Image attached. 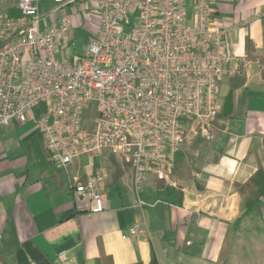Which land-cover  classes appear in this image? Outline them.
Segmentation results:
<instances>
[{
  "label": "built area",
  "instance_id": "obj_1",
  "mask_svg": "<svg viewBox=\"0 0 264 264\" xmlns=\"http://www.w3.org/2000/svg\"><path fill=\"white\" fill-rule=\"evenodd\" d=\"M45 1L57 3L49 16L78 1L96 8L97 29L73 59L63 56L74 45L72 21L61 16L48 25ZM211 6L212 0H18V16L0 13V128L32 119L49 161L65 172L88 159L93 171L84 181L73 177V188L91 213L105 209L107 195V171L95 158L109 150L127 164L137 220L124 238H135L142 223L144 182L170 181L185 131L214 138L218 83L234 74L236 56L234 28Z\"/></svg>",
  "mask_w": 264,
  "mask_h": 264
},
{
  "label": "crops",
  "instance_id": "obj_2",
  "mask_svg": "<svg viewBox=\"0 0 264 264\" xmlns=\"http://www.w3.org/2000/svg\"><path fill=\"white\" fill-rule=\"evenodd\" d=\"M17 2L0 0V13L18 16ZM211 7L233 26L236 56L234 74L218 83L214 138L187 129L170 181L150 176L144 182L137 236L123 237L137 220L127 164H112L117 157L109 150L95 158L107 171V195L105 209L91 213L73 188V177L84 181L93 171L90 161L76 160L65 172L49 161L35 127L11 122L0 128V264H150L152 254L158 264H264V197L259 214L247 213L236 187L264 178V0H212ZM63 15L57 12L47 24ZM66 17L74 28L76 17ZM97 25L98 18L93 35ZM63 56L74 57L65 49ZM233 120L241 121L240 132ZM33 134L44 159L5 153V144Z\"/></svg>",
  "mask_w": 264,
  "mask_h": 264
},
{
  "label": "rangeland",
  "instance_id": "obj_3",
  "mask_svg": "<svg viewBox=\"0 0 264 264\" xmlns=\"http://www.w3.org/2000/svg\"><path fill=\"white\" fill-rule=\"evenodd\" d=\"M57 3L53 1H47L46 6L41 8L42 14L45 15L46 22L49 24L52 20V16L47 15L46 8L49 6H54ZM45 8V9H44ZM59 11H61L65 15L63 16H69L72 15L76 17L77 24L73 28V35L72 39L70 41L74 43L73 46L69 45L67 49V53L69 52V55H75L76 53L80 54L83 51V48L88 44V42L91 40L93 36V30L96 26L97 22V12L96 8L93 3L89 1H78L72 5L66 6L64 8H61ZM89 17V18H88ZM65 55V54H64ZM91 116V113H89ZM89 114H87V118L89 119ZM21 125L24 127H34V122L32 119H28L27 121L23 122ZM6 145V146H5ZM4 145L5 153L10 150L13 155L20 156V155H26L27 157L31 156L33 160H36L37 158L44 159L45 154L41 147L39 138L37 134H33L30 140L25 141L24 139L17 138L11 143L8 142ZM9 148V149H8ZM10 153V152H9ZM112 164H122L124 163L120 161V159H111L110 160Z\"/></svg>",
  "mask_w": 264,
  "mask_h": 264
},
{
  "label": "trees",
  "instance_id": "obj_4",
  "mask_svg": "<svg viewBox=\"0 0 264 264\" xmlns=\"http://www.w3.org/2000/svg\"><path fill=\"white\" fill-rule=\"evenodd\" d=\"M246 48H247V51L249 52L248 56L252 57L250 55V51L252 47H251V42L249 41V39L246 40ZM263 51H264V45H263ZM259 60L261 62H264V54ZM41 107H42V104L38 105L34 109L36 115L40 113ZM256 174L258 175V171ZM115 177H118V175ZM236 187L243 197L244 203L247 208L246 209L247 213L254 211L259 214L260 207L262 206L261 197H264V178L258 179V177L256 176V177H253V179L247 180L245 183L236 184ZM96 264H100L98 259L96 260ZM150 264H158L157 259L154 254H152L151 256Z\"/></svg>",
  "mask_w": 264,
  "mask_h": 264
},
{
  "label": "water",
  "instance_id": "obj_5",
  "mask_svg": "<svg viewBox=\"0 0 264 264\" xmlns=\"http://www.w3.org/2000/svg\"><path fill=\"white\" fill-rule=\"evenodd\" d=\"M231 125L233 127H235L238 132H240L241 129H240V127H237V126H240L241 125V121H239V120H233V121H231Z\"/></svg>",
  "mask_w": 264,
  "mask_h": 264
}]
</instances>
